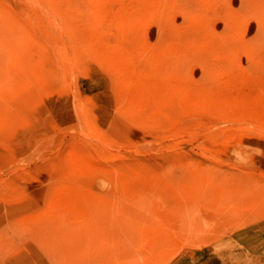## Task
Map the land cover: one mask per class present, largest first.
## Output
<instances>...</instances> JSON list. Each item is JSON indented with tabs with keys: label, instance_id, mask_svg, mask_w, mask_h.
<instances>
[{
	"label": "rangeland",
	"instance_id": "1",
	"mask_svg": "<svg viewBox=\"0 0 264 264\" xmlns=\"http://www.w3.org/2000/svg\"><path fill=\"white\" fill-rule=\"evenodd\" d=\"M0 30V264H264V0H0Z\"/></svg>",
	"mask_w": 264,
	"mask_h": 264
},
{
	"label": "bare ground",
	"instance_id": "2",
	"mask_svg": "<svg viewBox=\"0 0 264 264\" xmlns=\"http://www.w3.org/2000/svg\"><path fill=\"white\" fill-rule=\"evenodd\" d=\"M140 4H142V2L140 3ZM144 4H146V3H144ZM162 7V6H161ZM160 8V7H159ZM152 9H153V6H152ZM148 10V9H147ZM151 12H152V10H151ZM141 13H142V11H141ZM147 13V12H146ZM139 14V13H138ZM142 15V14H141ZM140 15V16H141ZM223 16V15H222ZM225 16V15H224ZM227 16V15H226ZM225 21H226V19H225ZM162 22V21H161ZM205 23V22H204ZM207 23V22H206ZM209 23V22H208ZM161 24V23H160ZM227 25V26H226ZM225 26L227 27L226 29H223L224 31H222L221 32V36H222V39H227L226 41H228V40H232V39H234V38H237L238 37V35H239V27H238V24H237V22L236 21H234V20H231V21H229L227 24H226ZM157 26H158V24H157ZM202 26H203V24H202ZM208 28L210 29V27H209V25H208ZM206 29V28H205ZM196 30V29H195ZM215 30V29H214ZM205 31H207L208 32V30H205ZM204 31V32H205ZM0 32H1V30H0ZM161 32V31H160ZM202 32V31H201ZM196 33V32H195ZM214 33V32H213ZM216 33V32H215ZM204 33H202V35H203ZM220 34V33H219ZM206 35V34H205ZM159 36H161L160 34H159ZM218 36V35H217ZM221 36H220V39H221ZM205 37V36H204ZM203 37V38H204ZM216 37V36H215ZM2 38V36L0 37V39ZM198 38H200V36L198 37ZM197 38V39H198ZM206 38V37H205ZM204 38V39H205ZM202 39V38H201ZM201 39H199L200 41H201ZM215 39V38H214ZM213 39V40H214ZM194 40V39H193ZM192 40V41H193ZM198 40V41H199ZM203 42V41H202ZM216 42V40L214 41V43ZM222 42H223V40H222ZM187 43H189L188 41H187ZM192 44V43H191ZM190 44V45H191ZM211 44H212V42H211ZM189 45V44H188ZM202 45V44H201ZM208 47H210V46H208ZM214 47V46H213ZM233 48H235V47H232L231 45H229V43L228 42H226V43H221V45H220V49L221 50H230V49H233ZM185 49V48H184ZM176 50V49H175ZM182 50V49H181ZM211 50V49H210ZM212 50H214V48H212ZM173 51V50H172ZM176 51H178V49L176 50ZM184 51V50H183ZM182 51V52H183ZM185 52V51H184ZM183 52V53H184ZM233 52H235V51H233ZM191 53V52H190Z\"/></svg>",
	"mask_w": 264,
	"mask_h": 264
}]
</instances>
